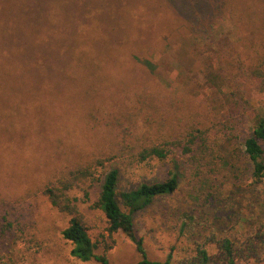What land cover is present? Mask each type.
I'll use <instances>...</instances> for the list:
<instances>
[{"label": "rangeland", "instance_id": "374dc122", "mask_svg": "<svg viewBox=\"0 0 264 264\" xmlns=\"http://www.w3.org/2000/svg\"><path fill=\"white\" fill-rule=\"evenodd\" d=\"M36 1L0 0V264H101L71 255L73 244L63 237L70 218L41 191L68 169L116 152L109 129L96 134L88 123L96 110L112 114L111 123L131 119V132L159 143L183 133L176 116H188L208 128L209 151L194 160L170 146L163 161L97 168L95 181L70 194L80 200L95 254L109 264L142 260L136 244L123 233L109 236L104 213L91 208L113 168L119 203L141 183L171 173L179 179L177 192L133 216L152 261L172 253L178 264L206 236L241 240L255 231L264 221V183H253L244 142L264 115L261 80L252 72L264 63V0H209L208 20H187L167 0H119L113 11L122 30L110 32L101 19L108 0H46L39 17L30 8ZM147 12L156 15L153 26L142 18ZM129 22L137 32L124 43ZM143 92L158 96L155 114L135 103ZM232 97L237 105L228 103ZM160 116L170 120L163 128ZM84 190L89 202H81Z\"/></svg>", "mask_w": 264, "mask_h": 264}, {"label": "trees", "instance_id": "16d2710c", "mask_svg": "<svg viewBox=\"0 0 264 264\" xmlns=\"http://www.w3.org/2000/svg\"><path fill=\"white\" fill-rule=\"evenodd\" d=\"M106 2V0H104ZM144 4V0H139ZM191 1H194L190 4ZM33 2V0H32ZM137 2V3H140ZM174 7H178L180 13L187 20H201L209 19L211 16L206 17L207 13L212 12L209 10L211 3L209 0H167ZM131 3H133L131 1ZM168 5L172 7L170 4ZM48 5L49 2L47 3ZM112 7L103 9L101 19L103 20L104 28L115 30L120 28L115 23V13L113 8L116 4L121 5L119 0H108ZM147 7L148 4L146 3ZM122 6V5H121ZM215 7L218 8V5ZM30 8L34 11V16L39 17V12L48 10L49 6L46 5V0H37L35 4H31ZM134 8V7H133ZM156 15L149 14L142 15V18L153 26L156 24ZM112 17V19H111ZM129 24V26H128ZM126 23L122 41L127 42L126 38L132 33L137 32V29ZM116 29V30H117ZM122 30V29H118ZM140 32V31H139ZM115 34V32L113 33ZM52 48L58 47L59 40L55 42L53 39ZM78 42V40H77ZM115 48H113L114 50ZM264 63H262L263 68ZM37 68L39 66H36ZM260 67H256L252 72L261 80V89L264 92V71ZM52 74V73H51ZM47 74V75H51ZM53 76V75H52ZM54 77V76H53ZM233 98V99H232ZM228 99L230 105H237L236 98ZM155 100L158 96H154L148 92L137 94L135 103L144 102L145 105H150L152 109L157 110ZM139 112L143 108L136 107ZM98 109V108H97ZM87 115L88 123L92 125L94 133L101 132L109 129L110 135L115 139L116 152L111 153L105 157L98 156L82 164H78L73 169H68L64 174L50 180L44 184L41 191L42 194L48 199L49 203L59 213L70 218L68 227L63 231L65 240L73 244L71 255L82 262H89L96 260L101 264H109L106 255L95 254L97 243L93 242L90 236L89 228L86 224L84 216L79 208L80 200L72 197L70 194L75 189H82L86 182H93L95 170L99 167L105 168L109 163L117 161H125L133 163H143L152 159L160 161L166 160L171 154L170 146L183 147L185 154H193V159L198 160L205 156L209 151V130L197 120L190 119L188 116L181 120L176 116V121L181 125L184 131L180 135L174 136L172 140L164 143L155 142L147 133L135 134L132 131L131 119H128L124 124L123 121L117 120L116 123H111L113 118L112 114L100 112L96 110L90 111ZM106 118L104 121L100 120ZM161 127L163 128L170 121L169 118L160 116ZM118 119V118H117ZM183 121H186L183 124ZM129 137L131 139H129ZM244 151L252 165L251 178L255 185L264 183V115L261 116L255 123L251 135L244 142ZM120 181V173L117 169L113 168L103 174V182L101 185V192L98 200L91 205L92 209L101 210L107 221V232L109 236L116 233H123L130 238L137 246V250L142 255V260L135 264H173V254L170 253L165 261H152L148 259L146 251L143 246L142 239L136 235L133 216L135 213L142 211L151 206L159 197L172 195L179 189V179L177 175L171 173L166 181L155 183H141L135 189L122 192L120 194L121 203L118 202V186ZM84 200L81 202H89L90 195L85 191ZM214 246L215 251L211 252L208 247ZM264 262V221L256 227L255 231L248 234L241 240H234L228 236L221 234H212L206 236L201 243L196 244L195 253L178 262V264H261Z\"/></svg>", "mask_w": 264, "mask_h": 264}]
</instances>
